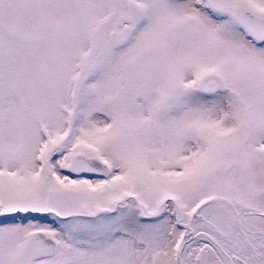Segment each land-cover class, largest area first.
<instances>
[{
    "label": "snow or ice",
    "instance_id": "snow-or-ice-1",
    "mask_svg": "<svg viewBox=\"0 0 264 264\" xmlns=\"http://www.w3.org/2000/svg\"><path fill=\"white\" fill-rule=\"evenodd\" d=\"M0 264H264V0H0Z\"/></svg>",
    "mask_w": 264,
    "mask_h": 264
}]
</instances>
